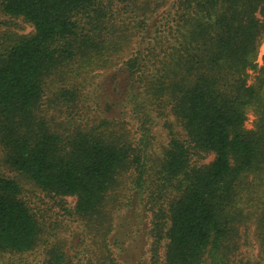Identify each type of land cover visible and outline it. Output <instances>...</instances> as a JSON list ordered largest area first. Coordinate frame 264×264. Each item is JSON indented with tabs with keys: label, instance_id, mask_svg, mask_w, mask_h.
<instances>
[{
	"label": "trees",
	"instance_id": "trees-1",
	"mask_svg": "<svg viewBox=\"0 0 264 264\" xmlns=\"http://www.w3.org/2000/svg\"><path fill=\"white\" fill-rule=\"evenodd\" d=\"M168 1L0 0V14L34 27L0 48V157L17 176L0 168V252H31L44 235L23 178L76 198L94 237L87 264H122L113 250L130 213L117 215L139 191L148 264H264V78L250 85L247 74L264 0H178L171 22L137 50L131 30ZM116 68L132 90L121 113L168 132L156 157L126 119L98 115L117 106L99 102L93 75ZM203 154L214 161L200 164ZM49 256L45 264H71L62 250Z\"/></svg>",
	"mask_w": 264,
	"mask_h": 264
},
{
	"label": "rangeland",
	"instance_id": "rangeland-1",
	"mask_svg": "<svg viewBox=\"0 0 264 264\" xmlns=\"http://www.w3.org/2000/svg\"><path fill=\"white\" fill-rule=\"evenodd\" d=\"M177 3H179L178 0H169L168 3L161 5L162 7L150 16L151 19L146 25L141 27L139 24V27L137 26L131 30L132 33L136 34L133 40L137 50L143 48L152 39V42H154V38L159 36L156 32V30L158 31V27L162 23H165L167 19L171 22L173 16L176 14L179 6ZM261 16V20L263 21L264 16L262 14ZM33 32V25L26 22L23 18H15L0 14V48L3 44H6L10 36H23ZM261 33L262 36L259 38L257 48L258 52L256 53L255 51L251 53L247 58V74L248 83L250 85L261 84V82L258 81L260 78H264V28L261 30ZM122 69L125 70V68ZM123 70H121V68H116L113 71L102 70V72L93 75L94 82L97 83L99 102L104 103L105 100L110 99L114 101L115 106H117L114 113L110 116L107 113L101 114L100 111L98 115L103 117L108 116L112 119H126L129 125L134 128V131H137L140 147L146 149L149 154H153L151 158L156 157L161 153L160 149L163 146L162 144H166L168 141V132L162 126H154V128L151 127L152 129L147 126H141L138 124V117L126 116L125 113H121L125 111L126 108H132V98L131 96L130 98L128 97V94H131L132 90L129 91L128 76ZM99 74L101 75L98 76ZM103 74L107 75L104 78L110 79L109 82L113 85L112 90H108L105 87L104 81H102ZM256 122V111L252 110L247 115L244 128L252 130L255 128ZM168 130L178 131L177 124L172 119L168 121ZM2 158L3 156L0 157L2 174L10 178L17 177L16 173H12L11 170L5 166ZM199 159L200 164H209L214 161L215 155L203 154ZM248 179L249 181L253 180L252 177ZM18 180L23 190V199L44 226V235L39 245L31 252L23 254L0 252V264H45L50 257L49 252L53 249L56 251L62 250L64 255L71 261V264H87V262L94 257L93 254L89 253L91 245L94 243V237L90 231H88L85 223L75 214L76 198L52 197L36 188L30 181L23 178H18ZM124 193L127 192L124 191ZM132 193L133 192H131V194ZM139 193L141 195V191H139ZM128 195L130 196V192ZM140 195L129 198V200L127 199L128 204L124 205L117 215V217L122 215V211L124 210L130 213L124 222H122L123 219L119 221L121 225L117 226V228L118 230L120 229L119 235H121L122 242L119 246L114 247L113 250V256L122 264H148L149 261V218L147 216L148 213L144 210L146 208L145 195ZM124 224H127L125 229L122 227ZM165 227L166 229L169 227L168 222Z\"/></svg>",
	"mask_w": 264,
	"mask_h": 264
}]
</instances>
